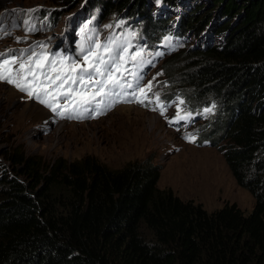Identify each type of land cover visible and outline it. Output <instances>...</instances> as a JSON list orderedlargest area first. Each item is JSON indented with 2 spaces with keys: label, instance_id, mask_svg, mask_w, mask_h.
I'll list each match as a JSON object with an SVG mask.
<instances>
[{
  "label": "trees",
  "instance_id": "obj_1",
  "mask_svg": "<svg viewBox=\"0 0 264 264\" xmlns=\"http://www.w3.org/2000/svg\"><path fill=\"white\" fill-rule=\"evenodd\" d=\"M181 3L171 30L167 13ZM153 4L166 13L151 14ZM85 11L87 26L107 13L138 27L148 48L210 27L216 44L162 62L165 98L190 110L214 101L201 137L254 196L253 208L208 212L158 187L150 162L112 168L88 155L44 166L14 149L7 158L16 174L0 165V264H264V0H93Z\"/></svg>",
  "mask_w": 264,
  "mask_h": 264
},
{
  "label": "rangeland",
  "instance_id": "obj_2",
  "mask_svg": "<svg viewBox=\"0 0 264 264\" xmlns=\"http://www.w3.org/2000/svg\"><path fill=\"white\" fill-rule=\"evenodd\" d=\"M92 1L74 0L66 4L65 0H0V53L13 49L17 50L14 55L19 57L21 53L18 50L29 49L31 44H37L45 49H37L38 53L44 51L50 58L62 55L68 58L69 63L80 62L83 54L79 50L82 44L86 46L84 33L94 28L99 31L97 40L101 43L112 38L121 46L130 42V53L140 49H143V55L153 53V49L146 48L147 43L140 40L138 27L129 28L120 21L114 22L115 16H108L106 13L107 20L100 19L98 26L92 23L87 26L85 21L88 12L85 10ZM155 4L151 14L157 9ZM184 6L181 3L180 7L167 13L172 19L171 30L179 27L178 18L182 15ZM30 9H38L36 12L41 15L31 22L36 23L34 33H30L25 27ZM165 13H156V16L161 17ZM214 13L213 11V17L216 18ZM73 21L74 25L69 29ZM213 22L216 20L213 19ZM108 25L111 27H106ZM209 28L200 33L191 31L185 34L174 51L163 56L155 67L148 70L139 81V88H144L149 82L152 85L144 103L136 99L139 95L138 88L132 102L112 105L103 114L92 115L86 119L83 118L87 112L80 119L54 120L55 114L49 108L31 101L23 91L0 80L2 173L16 174L14 166L7 158L14 149L40 158L44 166L58 158L75 160L88 155L112 168L132 162H150L159 166L157 186L171 189L182 200L199 203L208 212L225 204H235L242 211L250 212L255 202L254 196L238 184L219 149L211 145L209 137H201V132L210 129L206 124L212 123L216 108L210 111L204 109L200 117L195 116L193 120H185V123L180 120L178 124H174L178 110L181 115L187 114L185 104L180 103L183 101L181 98H165L167 87L160 67L162 62L178 50H191L202 44H216L218 39H214ZM42 40L47 41L49 47ZM169 45V42L163 41L160 46ZM34 50L23 53V56L26 58ZM116 51L119 52V49ZM128 66L132 67V64L129 63ZM60 103H64V100H60ZM37 104L43 108L41 111ZM160 106L164 108L163 114ZM189 135L195 138L194 141L186 138Z\"/></svg>",
  "mask_w": 264,
  "mask_h": 264
},
{
  "label": "snow or ice",
  "instance_id": "obj_3",
  "mask_svg": "<svg viewBox=\"0 0 264 264\" xmlns=\"http://www.w3.org/2000/svg\"><path fill=\"white\" fill-rule=\"evenodd\" d=\"M169 40L170 38L165 37L166 42ZM131 47L130 42L121 46L112 38L104 43L90 40L87 49L81 45L82 61L70 63L67 57L50 58L44 51H32L31 55L25 58L23 53L29 52L30 49L18 50L21 53L19 57L14 55L17 50L8 49L0 53V80L26 92L29 98L49 108L58 118L80 119L90 110L100 115L106 107L112 106L107 104V98L122 95L119 90L133 87L127 80L128 76L141 79L137 70L145 62L143 49L130 53ZM117 48L119 52L116 51ZM129 63L132 64L131 69L126 67ZM151 87L149 82L144 88H139V95L136 96L138 102L144 103V100L148 99L147 93L151 91ZM158 99L157 97V101ZM60 100H64V103H60ZM160 110L163 114V106H160ZM189 116L190 114L181 115L178 110L173 122L187 119ZM186 138L190 141L195 139L191 135Z\"/></svg>",
  "mask_w": 264,
  "mask_h": 264
},
{
  "label": "clouds",
  "instance_id": "obj_4",
  "mask_svg": "<svg viewBox=\"0 0 264 264\" xmlns=\"http://www.w3.org/2000/svg\"><path fill=\"white\" fill-rule=\"evenodd\" d=\"M174 50H175V49H174ZM174 50H172V51H174ZM172 51H169V52L163 54L162 57L165 56V55L170 54ZM162 57L160 58V60L162 59ZM160 60H159V61H160ZM159 61H158V62H159ZM158 62H157V64H158ZM157 64H156V65H157ZM154 67H155V66H154ZM152 68H153V67H152ZM152 68H151V69H152ZM151 69H150V70H151ZM213 104L215 105V107H213ZM212 108H217V107H216V104L214 103V101H212V104H211L209 107H206V106H205V107H202L201 109H196V110H190V109H187V108L185 107V110L187 111V114H190V116H193V115H196V114H198V113L203 112L204 109H212Z\"/></svg>",
  "mask_w": 264,
  "mask_h": 264
},
{
  "label": "bare ground",
  "instance_id": "obj_5",
  "mask_svg": "<svg viewBox=\"0 0 264 264\" xmlns=\"http://www.w3.org/2000/svg\"><path fill=\"white\" fill-rule=\"evenodd\" d=\"M63 45H65V44H63ZM32 105H34V104H32ZM36 106H37V108L41 111V108H42V107H41L40 105H38V104H37ZM42 109H43V108H42ZM53 117H54V120H55L56 118H58V117H56L55 115H54ZM152 131H153V130H152Z\"/></svg>",
  "mask_w": 264,
  "mask_h": 264
}]
</instances>
